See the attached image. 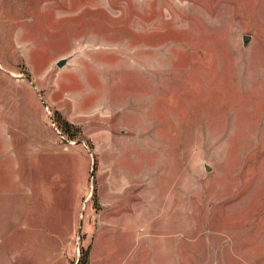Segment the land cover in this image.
<instances>
[{
	"label": "rangeland",
	"instance_id": "1",
	"mask_svg": "<svg viewBox=\"0 0 264 264\" xmlns=\"http://www.w3.org/2000/svg\"><path fill=\"white\" fill-rule=\"evenodd\" d=\"M79 254L264 264V0H0V264Z\"/></svg>",
	"mask_w": 264,
	"mask_h": 264
},
{
	"label": "water",
	"instance_id": "2",
	"mask_svg": "<svg viewBox=\"0 0 264 264\" xmlns=\"http://www.w3.org/2000/svg\"><path fill=\"white\" fill-rule=\"evenodd\" d=\"M251 39V34H244V36H243V40H244V44H248V42H249V40ZM66 61H67V58H60L58 61H57V64L58 65H63V64H65L66 63ZM44 104L46 105L47 104V102L46 101H44ZM66 141H71V140H69L68 138H64ZM77 142H82V140L81 139H79V140H77ZM91 175L93 176L94 175V169H92V171H91ZM82 219H81V221H80V226H79V229H78V233L80 234V232H81V229H82ZM80 258H81V254H79L78 255V258H77V261H76V263L75 264H79V261H80Z\"/></svg>",
	"mask_w": 264,
	"mask_h": 264
},
{
	"label": "trees",
	"instance_id": "3",
	"mask_svg": "<svg viewBox=\"0 0 264 264\" xmlns=\"http://www.w3.org/2000/svg\"><path fill=\"white\" fill-rule=\"evenodd\" d=\"M79 264H81V260H80Z\"/></svg>",
	"mask_w": 264,
	"mask_h": 264
}]
</instances>
